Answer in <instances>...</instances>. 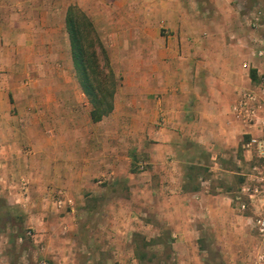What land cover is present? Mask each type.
Here are the masks:
<instances>
[{
    "label": "crops",
    "instance_id": "crops-1",
    "mask_svg": "<svg viewBox=\"0 0 264 264\" xmlns=\"http://www.w3.org/2000/svg\"><path fill=\"white\" fill-rule=\"evenodd\" d=\"M70 6L0 0V185L39 200L51 186L85 187L108 171L124 177L136 205L122 232L157 238L167 250L158 264H216L211 252L233 248L227 234L256 239L264 200L246 192L253 152L245 143L257 132L234 112L245 90L264 104L256 12L243 0H77L122 77L108 116L91 122L89 106L88 130L77 126L84 94L66 31ZM135 159L143 171L132 172ZM251 240L249 256L235 251L227 263L252 264ZM116 248L127 264L130 254Z\"/></svg>",
    "mask_w": 264,
    "mask_h": 264
},
{
    "label": "rangeland",
    "instance_id": "rangeland-1",
    "mask_svg": "<svg viewBox=\"0 0 264 264\" xmlns=\"http://www.w3.org/2000/svg\"><path fill=\"white\" fill-rule=\"evenodd\" d=\"M67 2L77 7V0ZM243 2L256 12V24L252 28L257 29V50L264 52V0ZM89 38L99 58V66L114 73L116 85L121 83L122 77L114 71L116 66L111 65L108 59V63L103 61L104 41L92 29L89 31ZM258 83L259 78L255 84ZM82 100L81 104L77 103V113L82 114L77 116V126L80 128L84 123L81 128L88 129L83 118L89 105L84 96ZM106 126L108 124L99 125V130ZM252 152L253 167L249 172V187L256 184L253 177L257 176L256 168L261 165L255 152ZM136 163V159L131 161L130 169L133 173L145 169L144 162ZM114 174L108 171L90 178L85 187L78 186L77 182H72L65 189L51 186L39 195V200H36L37 192H33L26 200V194L19 187L12 189L19 195L14 197V194H9L0 185V264H119L116 260V245L120 252L130 254L127 264H134L133 261L137 264H158L167 250L160 248L157 238L151 234L142 235L138 231H129L127 234L122 232L134 225L126 223L125 218L133 217L131 212L136 203L128 198L132 187L125 183L124 177L117 181ZM82 188L85 189L81 191ZM250 195V200L255 204L264 200L263 192ZM241 204V213L246 214L248 211L249 214L248 208L252 206L245 200H241ZM262 219L263 213L253 219L257 228L256 239L251 240L249 234L247 238L245 234H236V238L227 234L233 248L227 249L226 246V251L225 248L213 251L209 256L216 264H229L227 262L233 261L235 251L249 256V249H243V246L249 245L251 240L258 245L252 264H264V232L258 230L257 224ZM113 243L114 247L109 248Z\"/></svg>",
    "mask_w": 264,
    "mask_h": 264
},
{
    "label": "trees",
    "instance_id": "trees-1",
    "mask_svg": "<svg viewBox=\"0 0 264 264\" xmlns=\"http://www.w3.org/2000/svg\"><path fill=\"white\" fill-rule=\"evenodd\" d=\"M90 29L91 23L86 16L76 6H70L66 14V31L71 61L76 80L90 106V120L96 123L113 110L116 82L110 69L105 71L99 66V58L89 38ZM102 58L108 63L104 52ZM249 77L256 82V71L251 69Z\"/></svg>",
    "mask_w": 264,
    "mask_h": 264
},
{
    "label": "built area",
    "instance_id": "built-area-1",
    "mask_svg": "<svg viewBox=\"0 0 264 264\" xmlns=\"http://www.w3.org/2000/svg\"><path fill=\"white\" fill-rule=\"evenodd\" d=\"M260 90L264 92V76L260 82ZM258 92L255 90H245L241 93L239 100L234 106V112L241 122L256 129L257 134L250 135L245 147L253 150L260 160V166L256 168L257 176L253 177L256 183L253 187H246V192L251 194L264 193V104L260 102ZM258 230L264 232V219L258 220ZM41 264H46L42 262Z\"/></svg>",
    "mask_w": 264,
    "mask_h": 264
}]
</instances>
